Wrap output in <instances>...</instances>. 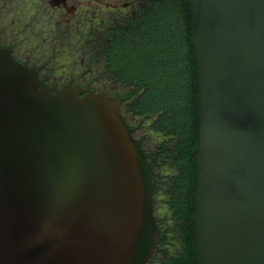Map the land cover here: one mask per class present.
Returning <instances> with one entry per match:
<instances>
[{"label": "water", "instance_id": "water-1", "mask_svg": "<svg viewBox=\"0 0 264 264\" xmlns=\"http://www.w3.org/2000/svg\"><path fill=\"white\" fill-rule=\"evenodd\" d=\"M197 68L195 264H264V0H186ZM0 48V264H148L155 159L120 102Z\"/></svg>", "mask_w": 264, "mask_h": 264}, {"label": "flooded vegetation", "instance_id": "flooded-vegetation-1", "mask_svg": "<svg viewBox=\"0 0 264 264\" xmlns=\"http://www.w3.org/2000/svg\"><path fill=\"white\" fill-rule=\"evenodd\" d=\"M152 0H0V48L8 49L22 65L35 70L40 81L58 91L77 89L80 97L88 92L103 94L120 102V113L133 130V137L154 162L156 174L154 215L157 226L169 221L159 216L161 206L171 202L173 180L179 175L177 165L164 151L175 150V136L157 129L165 122L166 111L143 114L136 106L148 87L135 82H122L110 67L108 50L116 32L130 28L132 21L149 9ZM88 52L87 48H91ZM79 57H78V56ZM81 58L80 65L67 66L69 58ZM62 63V64H61ZM167 167L174 172L163 176ZM168 198V200H167ZM167 201V202H166ZM178 227V226H177ZM176 227V228H177ZM155 256L148 264H156L163 248L161 231ZM180 250L181 236L176 231Z\"/></svg>", "mask_w": 264, "mask_h": 264}, {"label": "trees", "instance_id": "trees-1", "mask_svg": "<svg viewBox=\"0 0 264 264\" xmlns=\"http://www.w3.org/2000/svg\"><path fill=\"white\" fill-rule=\"evenodd\" d=\"M110 67L122 82L146 85L136 105L143 114L166 111L157 129L175 136V150L164 147L179 175L173 180L171 202L183 252L167 264H195L192 239L197 168L194 150L198 140L197 68L186 0H152L149 9L116 32L108 50ZM162 244L167 233H161Z\"/></svg>", "mask_w": 264, "mask_h": 264}, {"label": "rangeland", "instance_id": "rangeland-1", "mask_svg": "<svg viewBox=\"0 0 264 264\" xmlns=\"http://www.w3.org/2000/svg\"><path fill=\"white\" fill-rule=\"evenodd\" d=\"M87 49L89 52V51H91V49H93V47L87 48ZM80 60H81V58L77 59V58L71 57V58H69V60L67 62V66H70L72 64L80 65L79 64ZM173 172H174V168L167 167L165 170H163L162 175L165 177V176L172 174ZM167 200H168V198H167ZM159 216L160 217H158V218H161V216H165V217L168 216V218H169L168 222L159 225L161 233H163V232L167 233V238H168L165 245H163V248L169 251L170 256L176 255L180 250L179 249L180 244L178 243L177 237H176V223L173 219H170L171 218V211L169 210V207L167 204L164 206H161ZM156 264H167L164 260V256L159 254Z\"/></svg>", "mask_w": 264, "mask_h": 264}]
</instances>
